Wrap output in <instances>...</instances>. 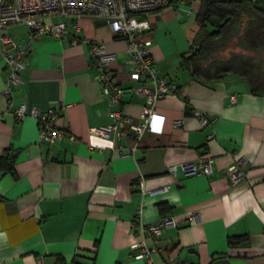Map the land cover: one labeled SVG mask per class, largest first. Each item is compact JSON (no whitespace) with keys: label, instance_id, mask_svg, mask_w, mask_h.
<instances>
[{"label":"crops","instance_id":"0c3cea01","mask_svg":"<svg viewBox=\"0 0 264 264\" xmlns=\"http://www.w3.org/2000/svg\"><path fill=\"white\" fill-rule=\"evenodd\" d=\"M200 7L199 0H179L150 15L143 37L178 92L157 102L164 129L146 130L132 155L122 156L113 149L116 140L90 130L112 119L86 39L115 53L112 68L125 88L121 107L133 122L145 103L129 78L127 41L103 18L61 17L70 35L34 41L10 99L2 93L9 68L0 61V154L15 155L12 171L0 168V264H148L131 244L142 238L141 220L162 216H175L178 225L148 238L152 264H264V92L239 73L195 79L181 65ZM72 22L80 26L78 43L71 41ZM9 32L17 41L28 38L24 23ZM22 101L58 109L56 123L67 134L47 143L33 116L15 115ZM207 156L209 173H186V163ZM237 158L246 177L230 184L225 172ZM189 211L197 212L196 222Z\"/></svg>","mask_w":264,"mask_h":264},{"label":"built area","instance_id":"2783aa9c","mask_svg":"<svg viewBox=\"0 0 264 264\" xmlns=\"http://www.w3.org/2000/svg\"><path fill=\"white\" fill-rule=\"evenodd\" d=\"M179 0H0V61L1 65L9 68L6 86L2 91L9 99L12 97V87L23 79L21 75L28 62V55L36 39L43 34H51L57 38L68 37L69 22L64 17L78 18L82 15H94L104 19L115 37L124 38L127 41L129 65V78L136 81L134 90L145 96L142 105L140 120L133 122L121 107L124 94V86L119 81L116 72L112 68V62L116 56L107 46L98 41L86 39L90 43L89 52L95 57L94 65L97 68L96 79L100 83L102 93L109 104L108 115L112 122L99 126H92L90 130L106 138L116 140L113 147L122 156L132 155L137 149L141 135L146 131L162 132L165 124V114L157 111L156 104L160 99L178 92V84L159 73L155 58L151 50L150 39L143 37L145 31L150 30L152 22L150 15L153 12L170 8ZM58 15V19L47 18ZM62 17V18H61ZM24 23L28 27V38L17 41L9 32L13 24ZM75 32L71 37L72 43L80 40V26L72 22ZM14 113L18 118L26 115L33 116L39 128V135L47 143L51 144L63 138L67 132L59 127L56 119L59 110L50 107L42 109L38 106H29L25 101L14 107ZM202 123L207 118L196 111ZM175 124L181 126L182 119L175 120ZM70 137L76 140L74 134ZM132 138L133 145L123 143V140ZM242 158L228 166L225 176L230 184H236L246 177L242 168ZM211 156L200 157L197 161L185 164V171L191 173H209L212 168ZM139 186L144 190V180H140ZM187 217L190 222L197 221V212L189 211ZM175 216H162L154 222L141 220L139 230L142 238L131 244L136 258H147L148 264H152V251L148 238L156 239L167 226H177ZM172 261L170 264H180Z\"/></svg>","mask_w":264,"mask_h":264},{"label":"trees","instance_id":"16d2710c","mask_svg":"<svg viewBox=\"0 0 264 264\" xmlns=\"http://www.w3.org/2000/svg\"><path fill=\"white\" fill-rule=\"evenodd\" d=\"M199 1L190 48L181 55V65L195 79L239 73L255 92H264V0ZM14 161L15 155L0 154V168L12 171Z\"/></svg>","mask_w":264,"mask_h":264},{"label":"rangeland","instance_id":"374dc122","mask_svg":"<svg viewBox=\"0 0 264 264\" xmlns=\"http://www.w3.org/2000/svg\"><path fill=\"white\" fill-rule=\"evenodd\" d=\"M48 20L58 19V15H53L47 18Z\"/></svg>","mask_w":264,"mask_h":264}]
</instances>
